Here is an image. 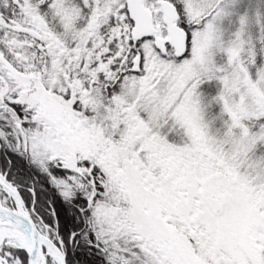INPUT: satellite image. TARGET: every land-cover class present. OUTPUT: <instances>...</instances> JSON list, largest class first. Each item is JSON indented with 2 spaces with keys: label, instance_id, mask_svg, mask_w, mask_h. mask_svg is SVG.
<instances>
[{
  "label": "snow or ice",
  "instance_id": "obj_1",
  "mask_svg": "<svg viewBox=\"0 0 264 264\" xmlns=\"http://www.w3.org/2000/svg\"><path fill=\"white\" fill-rule=\"evenodd\" d=\"M0 264H264V0H0Z\"/></svg>",
  "mask_w": 264,
  "mask_h": 264
}]
</instances>
